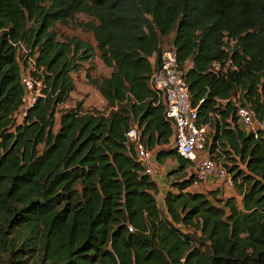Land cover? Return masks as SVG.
Segmentation results:
<instances>
[{
	"label": "trees",
	"instance_id": "trees-1",
	"mask_svg": "<svg viewBox=\"0 0 264 264\" xmlns=\"http://www.w3.org/2000/svg\"><path fill=\"white\" fill-rule=\"evenodd\" d=\"M78 13L94 44L60 37ZM19 42L43 68L44 95L18 122ZM171 47L210 127L205 149L225 153L240 201L189 189L193 161L172 146L149 84ZM96 52L111 71L86 75L107 109L60 107ZM237 104L264 116V0H0V264H264V133L240 126ZM131 126L158 162L175 161L163 206Z\"/></svg>",
	"mask_w": 264,
	"mask_h": 264
},
{
	"label": "built area",
	"instance_id": "built-area-1",
	"mask_svg": "<svg viewBox=\"0 0 264 264\" xmlns=\"http://www.w3.org/2000/svg\"><path fill=\"white\" fill-rule=\"evenodd\" d=\"M20 59V81L23 85L21 106L15 114L16 121H22L28 109L33 106L39 96H43L42 67H37L35 56L31 55L22 43H18ZM221 68L219 61L210 65V70L217 73ZM184 68L181 66L175 47L166 49L162 53L161 65L153 70L149 84L165 103V113L173 122L172 146L176 151L193 161V172L197 181H206L211 177L232 187V174L227 166L215 156L218 149L209 155L205 152L206 134L209 125L198 123L197 106L192 105L188 83L185 79ZM202 100V99H201ZM237 120L246 131L253 132L256 137L259 132L264 133V116H258L250 105L237 104ZM127 138L134 143L135 155L143 166L144 172L154 176L153 162L156 161L154 149L148 148L139 140V131L136 126H131L126 131ZM204 156H200V155ZM196 181V182H197Z\"/></svg>",
	"mask_w": 264,
	"mask_h": 264
},
{
	"label": "rangeland",
	"instance_id": "rangeland-1",
	"mask_svg": "<svg viewBox=\"0 0 264 264\" xmlns=\"http://www.w3.org/2000/svg\"><path fill=\"white\" fill-rule=\"evenodd\" d=\"M88 17L83 14V13H78L75 20H72L70 23L67 25H57L58 32L60 34V37H64L66 35H72V34H77L81 36L84 39L89 40L91 43L94 44V40L91 37V34L85 31H82L80 27L77 25V21L79 20H86ZM111 71V67L105 65L103 61L100 59L98 52H96V56L92 58L88 62H84L82 65V68L77 71V72H72V76L74 78L76 87L75 89L71 92V97L67 100V102L60 107H67L69 105H74L77 100L82 99L83 105L85 108L91 109V108H96L100 110H106V100L102 97V95L99 93L98 89L93 86L87 77V73L91 77H95L98 79H101L102 77H105L109 75ZM58 117V113H56V118ZM58 127V121L56 122L54 129ZM222 151H225L224 149ZM205 152H207V149H205ZM225 153L222 152L220 156H215L217 158V161L223 163L226 165L227 163V156L224 157ZM204 156V155H200ZM173 164H167L165 167L169 170L173 165H175V161L171 160ZM166 169V170H167ZM165 170V168H164ZM162 170L164 174V178L167 179V187L170 188V177L167 176V171L165 172ZM193 171V168L191 169ZM160 183H163L160 181ZM166 184H162V187L165 186ZM161 188V187H160ZM164 188V187H163ZM167 188V189H168ZM219 188L221 189V192L224 196L227 195H233L234 193H237L236 189L234 186L229 187L225 186L224 183L219 182L216 178L212 179H207L206 181H197L189 186V189H197V190H203L207 191L210 189H215ZM163 190V189H161ZM236 195L237 201H240V195ZM157 201L161 205L162 203V193L158 191L156 195Z\"/></svg>",
	"mask_w": 264,
	"mask_h": 264
},
{
	"label": "crops",
	"instance_id": "crops-1",
	"mask_svg": "<svg viewBox=\"0 0 264 264\" xmlns=\"http://www.w3.org/2000/svg\"><path fill=\"white\" fill-rule=\"evenodd\" d=\"M173 164V162L171 161V159H166L163 163L158 162L157 160L153 162V167H154V178L156 179L158 185H159V192L162 193V198L164 197V192L167 190V179L164 178V174L162 173L165 168V172L168 170L165 166L167 164ZM167 169V170H166ZM213 177H211L210 179H212ZM160 181H162L163 183H160ZM221 182V181H220ZM162 184H166L165 186L162 187ZM161 187V188H160ZM163 189V190H161ZM221 190V189H220ZM237 194V193H234ZM163 199H162V203L161 206H163Z\"/></svg>",
	"mask_w": 264,
	"mask_h": 264
}]
</instances>
